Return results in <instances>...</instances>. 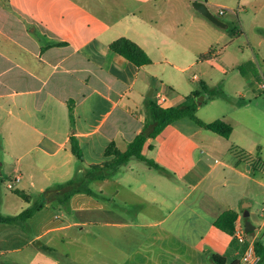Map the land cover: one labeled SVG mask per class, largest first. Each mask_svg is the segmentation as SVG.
<instances>
[{
	"label": "crops",
	"instance_id": "crops-1",
	"mask_svg": "<svg viewBox=\"0 0 264 264\" xmlns=\"http://www.w3.org/2000/svg\"><path fill=\"white\" fill-rule=\"evenodd\" d=\"M195 2L209 9L208 0H0V175L19 178L15 194L28 198L18 195L20 212L4 216L43 202L27 220L0 223L1 255L12 254L15 264H241L235 230L238 222L246 230L251 191L264 188L263 168L252 163L262 159L246 138L245 101L205 94L197 109L205 123L230 124L229 138L189 118L148 138L144 156L167 173L132 159L96 188L89 183L91 193L65 200L58 189L110 160L109 147L126 151L147 123L149 99L169 108L190 95L180 92L182 76L202 60L233 80L236 72L264 78L261 50L252 48L253 58L249 48L220 56L224 34ZM246 4L254 15L264 10V0ZM120 38L140 46L151 64L138 67L111 50ZM247 63L243 75L239 67ZM245 81L242 93H233L242 99ZM73 136L84 162L72 152ZM227 211L236 214L232 234L215 225ZM250 223L247 238L263 247L264 264V235L258 240L261 231Z\"/></svg>",
	"mask_w": 264,
	"mask_h": 264
},
{
	"label": "rangeland",
	"instance_id": "rangeland-1",
	"mask_svg": "<svg viewBox=\"0 0 264 264\" xmlns=\"http://www.w3.org/2000/svg\"><path fill=\"white\" fill-rule=\"evenodd\" d=\"M193 1H206V0H193ZM209 9L211 13L222 23H226V26H220L213 22H209L213 29H216L224 34L223 42L226 45V49L222 50L221 55L223 57H231L234 54L241 56L242 48H249L250 55L254 57L253 49L258 53L260 50L264 54V10L257 15H254L252 10H245L247 7L246 0H208ZM220 9L225 10L224 15H220ZM261 42V46L258 47V43ZM261 67L264 71V64L262 59H258ZM175 64H178L174 61ZM208 60H202L193 70L189 71L182 76V84L184 89H180L182 93H192L195 90L202 89V83L208 84L211 87L220 89L224 95L223 97L232 102L236 100L245 101L246 112L244 115V124L247 126L249 133L246 136L250 146L253 145L254 152L259 151V156L264 162V91L258 88V83L263 77L256 80L254 74H250L243 79L238 72V79H232V75L227 76L221 74L219 70L213 71ZM212 65V63H211ZM193 75L200 77V81L193 80ZM250 81L249 95L243 98L240 95H234L233 93H242L247 83ZM264 80V78H263ZM157 83V82H156ZM156 85V84H155ZM154 85V86H155ZM149 89L147 95L150 93ZM243 93H246L243 91ZM19 150V149H18ZM17 150L16 154H19ZM36 154V152H32ZM3 154L0 152V159ZM77 165L82 166L83 164L79 161ZM264 169V167H263ZM259 177L264 180V170L259 174ZM13 187L10 188L8 184ZM98 182H94L93 187H97ZM17 184L14 178L9 177L6 173L0 175V213L3 215H13L19 213L25 201L15 194ZM264 191V188H263ZM261 189L257 192L256 190L251 191L250 200L252 206L250 207V216L248 220L254 224L256 231H261L259 239L264 235V192ZM34 193V192H33ZM32 193V194H33ZM41 194H36L35 198H40ZM13 225V224H12ZM253 235L250 233V237ZM16 259L12 254H0V264H15Z\"/></svg>",
	"mask_w": 264,
	"mask_h": 264
},
{
	"label": "trees",
	"instance_id": "trees-1",
	"mask_svg": "<svg viewBox=\"0 0 264 264\" xmlns=\"http://www.w3.org/2000/svg\"><path fill=\"white\" fill-rule=\"evenodd\" d=\"M110 48L114 52L119 53L120 55L127 58L138 67L151 64V59L147 53L136 43L127 38H120L114 41L111 43ZM250 65H252V63H247L243 66H240L239 71L241 74L245 75V70L250 68ZM205 94L209 95L211 98L221 96L223 92L220 89L210 88L206 86V84L202 83V89L200 91L192 92L180 103L169 108H161L156 102H154L152 99H149L147 102V123L143 128L142 133L135 137V139L130 143L128 149L124 152L115 149L113 146L109 147L105 151V156L111 157V159L99 164L89 165L80 181L76 178H73L64 184H60L58 189L61 191L63 199L67 200L77 192L91 193V190L88 187L89 183L93 181L105 180L106 178L113 176L117 170L126 165L132 159L145 162L151 168L162 173H167L163 167L144 156L143 147L148 138L157 137L168 125L177 120L189 118L199 126L224 138H229L233 131V128L230 124L225 123L222 120H217L212 123H205L197 117L196 113L198 107L206 102ZM70 116L73 119L74 116L72 106L70 107ZM71 149L79 161L84 162V157L80 149L79 142L74 136L71 137ZM239 153L242 157L248 158L250 160L252 159L248 154L243 152ZM253 162H258L261 168L264 167V162L261 160H253L252 163ZM17 194L23 199H28L27 196L22 192H17ZM42 207L43 202H35L17 216H4L0 214V223L13 224L19 221L27 220ZM235 219L236 214L232 211H227L217 219L215 225L219 229L232 234L233 223ZM249 233H252V231ZM255 248L257 253L261 255L263 247H261L259 244H255Z\"/></svg>",
	"mask_w": 264,
	"mask_h": 264
},
{
	"label": "built area",
	"instance_id": "built-area-1",
	"mask_svg": "<svg viewBox=\"0 0 264 264\" xmlns=\"http://www.w3.org/2000/svg\"><path fill=\"white\" fill-rule=\"evenodd\" d=\"M219 13L223 14L224 10L220 9ZM258 86L260 90L264 91L263 78L259 82ZM157 99H158V103L162 106L167 103V98L164 94H158ZM17 181H19V178L15 179V182ZM9 186L12 187V185ZM234 237L240 245H243L241 264H260L262 258L256 251L254 241L249 240L247 238V232L245 230L244 225L241 222H238L237 224Z\"/></svg>",
	"mask_w": 264,
	"mask_h": 264
},
{
	"label": "water",
	"instance_id": "water-1",
	"mask_svg": "<svg viewBox=\"0 0 264 264\" xmlns=\"http://www.w3.org/2000/svg\"><path fill=\"white\" fill-rule=\"evenodd\" d=\"M194 7L201 12L206 18H208L210 21L216 24H221L220 21L209 11V9L206 7V5L202 2H195ZM150 96H152V93H150ZM254 227L251 225L250 222L246 223V231L251 232L253 231Z\"/></svg>",
	"mask_w": 264,
	"mask_h": 264
}]
</instances>
